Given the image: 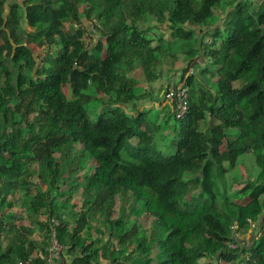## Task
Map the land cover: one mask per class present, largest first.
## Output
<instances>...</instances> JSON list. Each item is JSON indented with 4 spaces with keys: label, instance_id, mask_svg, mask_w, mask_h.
Wrapping results in <instances>:
<instances>
[{
    "label": "trees",
    "instance_id": "trees-1",
    "mask_svg": "<svg viewBox=\"0 0 264 264\" xmlns=\"http://www.w3.org/2000/svg\"><path fill=\"white\" fill-rule=\"evenodd\" d=\"M52 219L58 264H264V0H0V264Z\"/></svg>",
    "mask_w": 264,
    "mask_h": 264
},
{
    "label": "built area",
    "instance_id": "built-area-1",
    "mask_svg": "<svg viewBox=\"0 0 264 264\" xmlns=\"http://www.w3.org/2000/svg\"><path fill=\"white\" fill-rule=\"evenodd\" d=\"M187 89L184 88L183 86L179 87L177 91H175L174 86H171L168 88L167 93H166V100L167 104L170 105L171 107L173 104H175V108L177 110V117L181 118L185 115V112L187 111V104H186V94ZM248 224L250 226L249 233L251 231L253 232L254 229L257 228V225L250 220H248ZM259 225V224H258ZM57 226L58 222H56L54 219L49 221L48 225V233L50 237V253L49 256L46 260V264H58L61 263L62 260V255L65 252L64 246L60 243L58 234H57ZM237 227L234 226V229ZM264 229V226H263ZM236 240H240V236L236 234ZM238 243H227L228 247L230 249H236L238 247ZM31 260L24 261V262H18L17 264H30Z\"/></svg>",
    "mask_w": 264,
    "mask_h": 264
},
{
    "label": "rangeland",
    "instance_id": "rangeland-1",
    "mask_svg": "<svg viewBox=\"0 0 264 264\" xmlns=\"http://www.w3.org/2000/svg\"><path fill=\"white\" fill-rule=\"evenodd\" d=\"M135 78H138V76H134ZM66 91V89H65ZM148 108L150 107V105L147 106ZM155 107L156 108H159V109H162L164 106H160L158 104V102H155ZM153 114V113H152ZM222 152H224V146L223 148L221 149ZM224 154H226L224 152ZM227 158V156H226ZM231 163H234V167L232 170L228 171L225 175H226V178H231L233 176H239V175H243L244 172H250L252 170V167H253V163H254V159H253V156L251 154H247L246 156L243 157V159H231ZM19 196V195H18ZM241 239V238H240ZM247 241V240H246ZM240 243H242L241 241H239Z\"/></svg>",
    "mask_w": 264,
    "mask_h": 264
}]
</instances>
